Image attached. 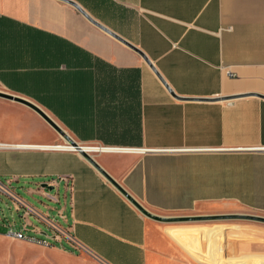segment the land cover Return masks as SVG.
<instances>
[{
    "label": "crops",
    "instance_id": "crops-1",
    "mask_svg": "<svg viewBox=\"0 0 264 264\" xmlns=\"http://www.w3.org/2000/svg\"><path fill=\"white\" fill-rule=\"evenodd\" d=\"M75 1L160 76L62 0H0V91L101 147L95 159L150 210L264 213V0ZM65 145L35 110L0 97V182L54 204L28 203L38 214L23 213L21 229L42 232L29 216L52 221L106 264H186L163 227Z\"/></svg>",
    "mask_w": 264,
    "mask_h": 264
},
{
    "label": "rangeland",
    "instance_id": "rangeland-1",
    "mask_svg": "<svg viewBox=\"0 0 264 264\" xmlns=\"http://www.w3.org/2000/svg\"><path fill=\"white\" fill-rule=\"evenodd\" d=\"M19 194L42 211L47 205H54L48 197L26 190ZM21 210L14 207L9 195L0 193V264H106L86 250L67 248L60 242L55 245L17 239L9 231L21 230L24 208ZM151 211L164 216L189 217L177 221L154 220L172 239L186 264H264V223L233 217L241 213L264 216L262 212L228 202L200 203L188 211ZM29 217L42 232L27 230L28 234L42 239L53 236L54 230L49 225L34 215Z\"/></svg>",
    "mask_w": 264,
    "mask_h": 264
},
{
    "label": "water",
    "instance_id": "water-1",
    "mask_svg": "<svg viewBox=\"0 0 264 264\" xmlns=\"http://www.w3.org/2000/svg\"><path fill=\"white\" fill-rule=\"evenodd\" d=\"M72 6H74L80 13H82L91 23L102 29L103 31L107 32L114 38L118 39L119 41L123 42L124 44L128 45L132 49L136 50L138 53L142 55V57L149 63V65L153 68V70L159 75V73L156 71L155 67L152 65L151 61L148 59V57L145 55V53L140 50L138 47H136L134 44H132L130 41L126 40L124 37L101 23L99 20L92 17L88 11L82 7L78 2L75 0H62ZM160 76V75H159ZM165 83V82H164ZM167 86V85H166ZM168 87V86H167ZM169 89V87H168ZM174 96L175 93H173ZM0 97L17 101L20 103H23L33 110H35L37 113H39L72 147H74L75 150H77L88 162H90L140 213H142L145 217H148L153 220L157 221H177V220H187L189 217H171V216H164L157 213H154L150 209H148L146 206H144L133 194H131L117 179H115L106 169L102 167V165L95 159L94 155L86 150L84 147L79 145L70 135L62 129L56 121L48 115L40 106H38L36 103L29 99L21 98V97H15L9 93L0 91ZM99 150V149H98ZM234 218H240V219H248L253 221H258L264 223V216L263 215H257V214H247V213H241V214H235L233 215Z\"/></svg>",
    "mask_w": 264,
    "mask_h": 264
},
{
    "label": "built area",
    "instance_id": "built-area-1",
    "mask_svg": "<svg viewBox=\"0 0 264 264\" xmlns=\"http://www.w3.org/2000/svg\"><path fill=\"white\" fill-rule=\"evenodd\" d=\"M260 150L264 151V147H261ZM2 192L6 193L13 199V205L17 210L24 208L23 213L25 215L38 214L32 206H30L28 203H26L24 200L18 197V195L10 193L6 189V187H4V185L0 182V193ZM48 224L54 230V235L50 239H42L28 234L27 232H25L27 230V225H24L23 229L21 230L11 229L9 233L14 234L17 239H28L30 241L38 240L39 242L44 244H52V243L60 242L63 243L65 247L72 248L74 250L84 249L82 243H80L72 235L71 230L69 228H62L52 221H48Z\"/></svg>",
    "mask_w": 264,
    "mask_h": 264
},
{
    "label": "bare ground",
    "instance_id": "bare-ground-1",
    "mask_svg": "<svg viewBox=\"0 0 264 264\" xmlns=\"http://www.w3.org/2000/svg\"><path fill=\"white\" fill-rule=\"evenodd\" d=\"M65 148H68V149H74V147H72L71 145H65L64 146ZM86 150L88 151H91V150H94V149H98L100 150L101 147H84ZM105 147H102V149H104Z\"/></svg>",
    "mask_w": 264,
    "mask_h": 264
},
{
    "label": "trees",
    "instance_id": "trees-1",
    "mask_svg": "<svg viewBox=\"0 0 264 264\" xmlns=\"http://www.w3.org/2000/svg\"><path fill=\"white\" fill-rule=\"evenodd\" d=\"M53 244H55V245H56L57 243H53ZM67 248H68V247H67Z\"/></svg>",
    "mask_w": 264,
    "mask_h": 264
}]
</instances>
